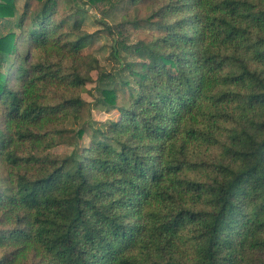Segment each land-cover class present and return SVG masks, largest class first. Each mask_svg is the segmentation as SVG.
Masks as SVG:
<instances>
[{"label":"trees","instance_id":"trees-1","mask_svg":"<svg viewBox=\"0 0 264 264\" xmlns=\"http://www.w3.org/2000/svg\"><path fill=\"white\" fill-rule=\"evenodd\" d=\"M38 1L0 34V264H264V0H126L153 4L157 35L118 42L116 81L82 55L99 31L81 11L53 22L57 0ZM20 39L44 61L27 65ZM91 71L111 86L96 105L120 114L103 128L80 122ZM68 133L87 146L50 152Z\"/></svg>","mask_w":264,"mask_h":264},{"label":"rangeland","instance_id":"rangeland-1","mask_svg":"<svg viewBox=\"0 0 264 264\" xmlns=\"http://www.w3.org/2000/svg\"><path fill=\"white\" fill-rule=\"evenodd\" d=\"M120 4L112 7L105 2H101L92 5L90 0H72L68 6L65 0H57V13L52 18L53 22H57L66 15H69L71 6L73 10H80L82 18L81 30L87 34H92L99 31V34L93 38L92 42L82 51V55H88L97 60L104 72L112 75L114 80H118L122 76H127L126 71H122L123 63L127 60H131V57L125 51H120L118 42L122 41L125 45H132L138 41H150L157 35V29L152 28L156 19H151V24H146V19L149 18L153 11V4L139 3L135 5H128L122 0ZM28 3V6H24ZM38 0H16L14 7V16L9 18L6 22H0V34H6L9 31H13L15 35L19 34L17 23L21 13L25 14L26 20L23 26L29 22L28 16H32L34 12L40 7ZM155 6V4H154ZM72 10V11H73ZM29 18V17H28ZM137 22L138 25L133 26L132 23ZM112 28V35L103 32L105 26ZM65 29H69L68 26ZM17 50L23 56H25L27 65H34L38 61H44V57L41 53H38L37 49L30 48L23 40H17ZM49 54V53H48ZM50 55V54H49ZM15 63L16 59L13 56L8 58V64L5 65L3 71H8L11 67L10 64ZM64 67H69L71 63H64ZM15 73V72H14ZM14 73L9 75L10 86L15 85ZM93 79L92 82L85 85V92L80 94L82 100L85 101L86 106L81 112L80 122L86 121L92 127L103 128L105 124L111 121H117L119 119V111L116 109H110L106 111L100 105H96V100L100 97L99 89H110L108 80H104L101 83H97V74L94 71L90 72ZM62 87H52L50 90V96L59 97L63 92ZM128 98L124 92H119L116 95V105L128 106ZM2 117V110L0 108V121ZM64 126L67 129H77L78 122L73 120L66 121ZM86 136L81 140H77L74 134L68 133L60 136H55L54 147L50 152L55 154H77L81 147H86L88 144ZM2 175V174H0ZM1 254V253H0Z\"/></svg>","mask_w":264,"mask_h":264}]
</instances>
